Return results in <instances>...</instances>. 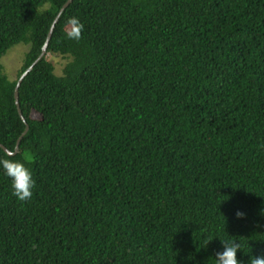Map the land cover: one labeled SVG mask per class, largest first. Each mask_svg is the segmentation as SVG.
Instances as JSON below:
<instances>
[{"label":"trees","instance_id":"1","mask_svg":"<svg viewBox=\"0 0 264 264\" xmlns=\"http://www.w3.org/2000/svg\"><path fill=\"white\" fill-rule=\"evenodd\" d=\"M64 2L0 0V57L25 47L13 78L0 60L10 151L13 87ZM17 102L5 158L35 186L18 200L0 168V264H215L220 240L264 255V0H71Z\"/></svg>","mask_w":264,"mask_h":264},{"label":"clouds","instance_id":"2","mask_svg":"<svg viewBox=\"0 0 264 264\" xmlns=\"http://www.w3.org/2000/svg\"><path fill=\"white\" fill-rule=\"evenodd\" d=\"M83 27V24L77 17H69L65 26L66 37L70 40L78 41L81 38ZM6 155L11 154L0 155V168L10 178L12 194L20 201L30 200L33 195L32 190L35 186L31 171L25 166V162L5 158ZM262 213H264V210H262ZM235 215L237 218H241L244 216V213L237 211ZM211 239L209 238L206 241V245ZM220 241L223 250L215 254V264H241V261L237 259L236 255L237 251L241 249V244L234 240ZM248 264H264V255H257L250 258Z\"/></svg>","mask_w":264,"mask_h":264},{"label":"rangeland","instance_id":"3","mask_svg":"<svg viewBox=\"0 0 264 264\" xmlns=\"http://www.w3.org/2000/svg\"><path fill=\"white\" fill-rule=\"evenodd\" d=\"M25 47H23L21 44H17L11 49L7 50V53L5 52L1 57V64L3 65L4 71L10 78H13L15 76V73L20 66L22 53ZM47 60L51 61L54 66L55 73H58L60 68L62 67L63 63L65 62V59L58 55H50L48 54L46 56Z\"/></svg>","mask_w":264,"mask_h":264},{"label":"water","instance_id":"4","mask_svg":"<svg viewBox=\"0 0 264 264\" xmlns=\"http://www.w3.org/2000/svg\"><path fill=\"white\" fill-rule=\"evenodd\" d=\"M71 0H65V2L62 4V6L60 7V9L58 10L57 14L55 15L52 23L50 24L49 26V29L46 33V36H45V40L40 48V52L39 54L37 55L36 59L33 60V62L28 66L26 67L22 73H20V75L18 76L16 82H15V85L13 87V91H12V97H13V102H14V105H15V108H16V111H17V114L18 116L20 117V119L22 120V122H24V128L23 130L21 131L20 135L16 138L15 140V143H14V146H13V150H8L7 148H5L3 145L0 144V148L6 153V154H14L17 150V145H18V141L21 137V135L26 131L27 129V124L25 123L24 121V118L23 116L21 115V112L19 110V107H18V102H17V87L21 81V79L23 78L24 74L34 65V63L45 53V49H46V44H47V41L49 39V36H50V33H51V30L53 28V25H54V22L57 20V17L58 15L60 14V12L63 10V8L70 2Z\"/></svg>","mask_w":264,"mask_h":264}]
</instances>
